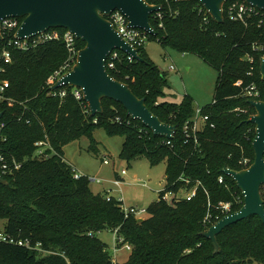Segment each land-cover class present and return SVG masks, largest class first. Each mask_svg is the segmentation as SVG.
<instances>
[{
    "label": "trees",
    "instance_id": "1",
    "mask_svg": "<svg viewBox=\"0 0 264 264\" xmlns=\"http://www.w3.org/2000/svg\"><path fill=\"white\" fill-rule=\"evenodd\" d=\"M229 2L223 5L222 23L214 22L192 0L170 1L162 6L161 18L150 16L154 35H147V40L195 54L218 72L213 100L201 107L208 121L196 142H185L182 132L194 114L192 99L185 96L178 103L161 100L165 75L144 46L138 49L141 61L128 62L119 52L122 60L107 71L144 98L162 122L175 126L170 144L128 116L118 102L103 98L102 113L91 116L84 112V104L75 100L70 86L65 87L68 94L63 98L48 94L46 80L66 58L60 41L26 51L11 50V62L0 74L9 83L5 96L11 99L10 104H0L6 136L2 150L8 158L21 162V167L0 172L5 181L0 183V219L5 220L4 234L15 241L28 240L29 246L0 241V264H264V225L258 216L235 222L217 234L218 252L202 235L223 216L220 202H229L230 212L243 205L240 190L222 169L239 170L243 156L250 162L254 159L255 126L247 119L255 110L241 95L243 89L254 83L257 99L264 98L261 52L253 47L264 43V23L259 24L264 13L244 14L243 20H234L225 11ZM76 42L79 49L84 46L81 40ZM117 116L119 122L114 120ZM97 128L109 136L124 137L119 155L126 162L144 157L155 166L165 161V185L146 207V217H124L121 203L107 201L103 192H92L86 175L74 178L63 147L85 136L89 149L97 152L93 138ZM45 138L53 151L46 149L47 157L34 156L35 142ZM219 176L223 183L218 182ZM193 188L195 194L190 199L164 198L166 193ZM237 193L240 200L235 198ZM260 194L264 201V185ZM116 228L121 244L131 246L122 263L112 262L107 244L96 236L99 231Z\"/></svg>",
    "mask_w": 264,
    "mask_h": 264
},
{
    "label": "water",
    "instance_id": "2",
    "mask_svg": "<svg viewBox=\"0 0 264 264\" xmlns=\"http://www.w3.org/2000/svg\"><path fill=\"white\" fill-rule=\"evenodd\" d=\"M192 1L198 2L214 22L222 23L223 5L230 0ZM241 1L264 11V0ZM159 7L160 5L149 4L146 0H0V26L5 18H22L15 34L18 38L29 37L49 28L68 30L84 42V46L79 49L72 69L50 89L60 85L80 88L91 116L102 113L103 98L118 102L128 116L139 120L153 135L171 139L176 130L175 126L162 122L149 110L144 98L137 97L128 84L111 77L105 66L108 54L114 49L131 55L135 60H142L138 49L122 39L105 16L119 10L126 16L129 27L154 35L150 16ZM259 73L264 80V56L259 58ZM248 103L255 110L247 119V122L255 126V137L252 141L254 159L244 169H222L241 191L243 205L237 211L221 217L202 232V235L211 241L215 252L219 251L216 236L225 227L249 216H258L264 225V201L260 194V188L264 185V98L248 100ZM1 115L2 113L0 117ZM4 182L0 174V183Z\"/></svg>",
    "mask_w": 264,
    "mask_h": 264
},
{
    "label": "rangeland",
    "instance_id": "3",
    "mask_svg": "<svg viewBox=\"0 0 264 264\" xmlns=\"http://www.w3.org/2000/svg\"><path fill=\"white\" fill-rule=\"evenodd\" d=\"M144 49L150 60L165 75L167 84L164 88V97L161 98L162 101L178 103L188 96L192 99L195 107H205L211 104L218 77L216 69L195 54L181 53L174 48L163 47L154 39L146 40ZM170 65H173L175 69L169 70ZM93 138L97 152L89 149L90 141L85 136L66 144L63 151L66 162L78 168L90 179L89 186L94 193L111 186L108 181L115 178L116 175H121V171L124 169L126 173L122 175L124 183L121 193L113 191L112 195L121 197L127 206L142 208H146L158 198V192L165 185V161L155 166H151L144 157L126 162L119 155L124 137L109 136L103 128H97L93 132ZM104 156L109 160V164L102 163ZM91 178H98L104 182L98 184ZM173 195L166 193L167 200L170 201ZM187 195L188 193L183 189L176 193L178 198ZM235 198L240 200V194L237 193ZM4 224L5 220L0 219V232L4 231ZM96 236L107 244L108 251L114 256V263H121L127 259L131 249L119 248L117 251H113L111 230L99 231Z\"/></svg>",
    "mask_w": 264,
    "mask_h": 264
},
{
    "label": "built area",
    "instance_id": "4",
    "mask_svg": "<svg viewBox=\"0 0 264 264\" xmlns=\"http://www.w3.org/2000/svg\"><path fill=\"white\" fill-rule=\"evenodd\" d=\"M170 1L173 0H151V2H148L149 4L160 5L159 9L156 12L152 13L151 15H153L154 18H161L162 6L164 5L168 6L170 4ZM225 11L227 15L234 20H243L244 14H251L254 12L257 14L259 12L264 13V11L259 10L256 7L249 5L241 0H230V2L225 7ZM105 18L110 21L113 28L117 31V33L121 36V38L124 39L129 44H131L134 48L139 49V47L144 46L147 40V35L149 34L144 30L129 27L126 16L123 13H121L119 10H114L110 12L108 15L105 16ZM21 22L22 20H20V18L18 17H8L3 19L1 22L0 32L2 38L0 39V74H2L5 71V67L11 62V50L14 49V50L26 51L29 49L36 48L37 46L47 42L60 41L66 50V58L47 78L46 85L49 86L48 94L59 98L65 97L68 94V91L65 88L67 85H60L59 87L54 89H50V87L63 75L67 74L72 69L73 65L76 63L77 55L79 51L76 42V40L78 39L74 36V34L69 32L68 30L66 29L61 30V28H49L43 32L33 34L29 37L18 38L15 36V34L17 29L20 27ZM262 23H264V20L259 19V24ZM253 47L259 52H261V56H264V43H256L253 45ZM119 52L125 55V59L128 62H132L135 60L132 58L131 55L126 54L125 52H122L118 49H114L108 54L106 58L105 61L106 69L107 68L113 69L115 67V63L117 61L122 60L121 53ZM249 60L250 62H252V59ZM168 69L174 70L175 68L173 65H170ZM249 74L252 75L251 72H249ZM235 84L239 86L241 82L237 81ZM8 87H9L8 81L0 78V104L3 101H7L9 104L11 103V99L5 96V92ZM70 87H71V93L75 98V100L83 103L84 112L90 114L88 106L83 99L82 90L77 87H73V86ZM241 95L243 97L248 98V100H258L257 97L259 96V92L255 84L252 83L243 89ZM235 110L238 109L236 108ZM114 120L116 122H119L120 117L117 116L114 118ZM93 121L96 122V119H94ZM207 121H208V116L203 114L201 107L196 106L194 109L193 116L191 117V119L187 120L182 127V132L185 137V142H189L191 140L193 142H196L198 132L202 129L204 123ZM26 123H29V121H26ZM4 126L5 123L1 121V117H0V172L6 173V172H11L13 170H18L21 167V162L17 161L14 157L8 158L7 154L2 150V143L6 140V136L3 133ZM166 144H170L169 139L166 141ZM35 146L37 147V149L35 151L34 156L37 157H47L49 153L46 151V149H50L51 152L53 151L47 138L35 142ZM102 163L109 164V160L106 158V156L102 158ZM251 163L252 162H250V158L245 156L241 157L238 161V164L240 165V169L247 168ZM72 173L74 178H79L80 176L83 175L73 166H72ZM124 173H126V171L123 169L121 171V175H116L115 178L109 180L108 182L111 186L104 188L102 192L105 195L107 201L115 199L117 202L121 203L120 209L124 217L133 216L136 219H142L144 218V216L147 215L146 208H142L138 206H127L124 204L121 197H115L114 195H112L113 191H118L121 193L122 185L124 183V179L122 175ZM91 180L98 184L104 182V180L98 178L97 179L91 178ZM182 180L188 182L187 179H182ZM218 182L223 183L222 176L218 177ZM143 185H145V183H143ZM187 193L188 195L185 198L190 199L195 194V188L191 189ZM172 194H174L172 198L176 197L175 193ZM164 198L167 199L166 194L164 195ZM219 209L221 210V213H223V216H225L231 213L230 212L231 204L229 202H220ZM206 221L207 222L209 221L208 217L206 218ZM112 233H113V238H112L113 251H117L119 248H124L126 250L131 249V246L129 244L127 243L121 244L122 238L118 234V228L114 229ZM0 241L17 243L18 245H23V246H29L28 240L19 239L15 241L13 238L4 234V232H0ZM111 257H113L112 262H114L115 261L114 256L111 255Z\"/></svg>",
    "mask_w": 264,
    "mask_h": 264
},
{
    "label": "crops",
    "instance_id": "5",
    "mask_svg": "<svg viewBox=\"0 0 264 264\" xmlns=\"http://www.w3.org/2000/svg\"><path fill=\"white\" fill-rule=\"evenodd\" d=\"M63 155H64V151H63ZM74 168H76L75 166H73ZM80 173H82L78 168H76ZM84 175V173H82ZM91 189V188H90ZM104 189V188H103ZM103 190H101L100 192H102ZM93 192V191H92ZM129 255V254H128ZM122 263V262H121Z\"/></svg>",
    "mask_w": 264,
    "mask_h": 264
}]
</instances>
